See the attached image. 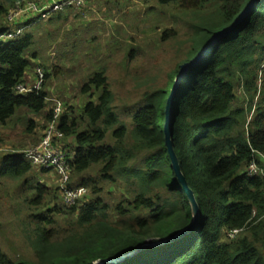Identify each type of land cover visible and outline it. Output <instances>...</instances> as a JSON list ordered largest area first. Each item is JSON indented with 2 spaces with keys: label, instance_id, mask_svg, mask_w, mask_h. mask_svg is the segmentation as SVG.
Returning a JSON list of instances; mask_svg holds the SVG:
<instances>
[{
  "label": "trees",
  "instance_id": "obj_1",
  "mask_svg": "<svg viewBox=\"0 0 264 264\" xmlns=\"http://www.w3.org/2000/svg\"><path fill=\"white\" fill-rule=\"evenodd\" d=\"M144 1L171 6L172 19L185 22L182 61L163 88L147 93L130 112L128 124L115 112L104 70L90 76L80 91H94L95 101L83 107L78 119L68 121L64 112L58 130L75 138L70 187L76 181L94 199L63 205L65 211L49 208L57 199L50 189L25 181L33 194L24 200L34 227L33 258L13 261L0 248V264L104 263L142 246L151 247L121 264H264V173L247 172L253 162L260 170L264 166V74L260 89L257 86L264 62V0L187 73L173 99L170 141L199 219L188 236L167 244L195 219L165 144L169 94L180 68L236 23L252 0ZM6 13L0 3V18ZM57 15L54 20L62 18ZM175 37V30L167 29L161 41ZM32 47V33L0 43V126H7L19 110L35 118L45 110L43 90L15 94L16 86L25 83L30 68L26 54ZM48 77L45 73V81ZM239 89L246 97L241 106ZM45 120H51L50 111ZM34 129L35 123L27 121V132ZM32 167L20 153L0 157V178L21 182ZM111 190L117 194L109 201L98 198ZM55 216L64 218L62 225ZM231 231L240 232L227 239Z\"/></svg>",
  "mask_w": 264,
  "mask_h": 264
},
{
  "label": "rangeland",
  "instance_id": "obj_2",
  "mask_svg": "<svg viewBox=\"0 0 264 264\" xmlns=\"http://www.w3.org/2000/svg\"><path fill=\"white\" fill-rule=\"evenodd\" d=\"M0 3L7 12L15 4L7 0H0ZM152 8L153 12H148ZM172 12L171 6L158 7L153 1L85 0L82 8L61 12L62 18L51 23H35L22 34L32 33L33 47L26 58H31V53L36 58L25 83H33L36 67L46 69L49 77L43 91L48 93L49 99L61 101L63 112L78 119L84 105L96 99L94 91L85 95L81 94V88L95 71L104 70L114 94L115 112L128 124L130 112L142 103L147 93L163 88L169 74L182 61L188 30L184 21L172 19ZM5 15L0 18V33L5 27ZM167 29H174L177 37L161 41ZM236 95L239 105H243L246 97L241 89ZM50 106L46 102L44 119ZM29 120L36 126L31 132L26 130ZM42 126L46 124L41 116L35 118L26 110H19L15 118L1 128L0 157L21 154L25 148L37 143ZM47 171L32 167L31 173L17 183L0 178V248L13 261L33 258L34 227L27 218L30 214L25 213L24 203L25 198H31L33 194L28 193L27 183L46 185L57 197L49 208L57 206L61 211L66 210L56 190L57 178L52 171ZM263 173L264 166L259 169V174ZM76 183L74 181V188L81 187ZM85 189L87 195L81 201L94 199ZM109 193L98 198L109 201L117 194L112 190ZM55 218L63 224L64 218Z\"/></svg>",
  "mask_w": 264,
  "mask_h": 264
},
{
  "label": "built area",
  "instance_id": "obj_3",
  "mask_svg": "<svg viewBox=\"0 0 264 264\" xmlns=\"http://www.w3.org/2000/svg\"><path fill=\"white\" fill-rule=\"evenodd\" d=\"M85 0H19L10 12L5 15V28L0 33V43L17 39L22 34L34 26L35 23L48 21L56 13H61L66 9H80L84 6ZM23 19L25 20L22 23ZM264 74V62L260 67L258 78V89L262 85V76ZM45 83V71L41 67L34 69L33 83L19 84L15 88V94L26 96L33 92L41 91ZM45 102L51 104V120L43 129L41 138L37 143L25 148L21 155L30 162L32 166L40 167L52 171L58 181L57 190L61 202L67 206H74L86 195L87 190L84 187H70L71 169L66 152L58 145V141L63 135L58 130L61 116L63 115V104L60 100L48 96ZM249 116L248 118H250ZM249 175H257L259 168L253 162L248 168ZM240 231H231L227 234V239L235 238Z\"/></svg>",
  "mask_w": 264,
  "mask_h": 264
},
{
  "label": "water",
  "instance_id": "obj_4",
  "mask_svg": "<svg viewBox=\"0 0 264 264\" xmlns=\"http://www.w3.org/2000/svg\"><path fill=\"white\" fill-rule=\"evenodd\" d=\"M261 0H252L249 4V6L247 7L246 11L244 12V14L241 16V18L234 23L233 25H231L229 28L223 30L222 32L216 34L214 36V38L208 43V45L206 46V48L192 61H190L189 63L183 65L180 68L179 74L176 77L174 86L172 87V90L169 94L168 100H167V104H166V109H165V126H164V136H165V144L168 148V152L171 156L172 159V163H173V168H174V172L175 175L184 191V193L187 195L190 203L192 204L193 208H194V213H195V219L193 224L186 230L182 231L178 236H176L173 239L167 240L164 243H170L176 239L188 236L197 226L198 224V219H199V208L197 205V202L194 198V195L192 194V192L189 190L187 184L184 181V178L182 176L181 170L179 168V165L175 159L173 150H172V145H171V141H170V129H171V116H172V103H173V99L175 98L179 85L182 81V79L187 75L188 72L196 69L199 65H201L204 57L208 54V52L210 51L211 47L217 42L219 41V39H221L223 36H225L228 32L233 31L235 28H237L240 23L243 21V19L247 16V14L250 12V10L252 9L253 5L255 3H258ZM159 244V245H163ZM151 246H142L140 248H138L137 250H135L134 252H132L131 254H129L128 256L122 257V258H116V259H111V260H107L104 263H89V264H121L124 261L131 259L132 257L136 256L137 254H139L140 252H142L143 250H145L146 248H149Z\"/></svg>",
  "mask_w": 264,
  "mask_h": 264
},
{
  "label": "crops",
  "instance_id": "obj_5",
  "mask_svg": "<svg viewBox=\"0 0 264 264\" xmlns=\"http://www.w3.org/2000/svg\"><path fill=\"white\" fill-rule=\"evenodd\" d=\"M95 1V0H94ZM59 14H62V13H59ZM56 16H58V15H54L53 17H51L52 18V20H54L55 19V17ZM51 20V21H52ZM25 22V20L23 19V21H22V23H24ZM48 23V22H47ZM35 26V25H34ZM33 26V27H34ZM27 60L29 61V63H30V68L28 69V71H26V73H25V80L24 81H26V78H28V76L30 75V71L29 70H31V68L33 67V63L36 61V58H27ZM32 82V81H31ZM46 89V88H45ZM43 90V89H42ZM41 90V91H42ZM44 93L47 95L48 93L44 90ZM88 103V102H87ZM86 103V104H87ZM85 104V105H86ZM84 105V106H85ZM46 108V107H45ZM83 109V108H82ZM81 109V110H82ZM50 111V110H49ZM44 112H45V110H44ZM44 112H43V114H44ZM82 112V111H81ZM18 113V112H17ZM67 113V112H66ZM42 114V115H43ZM41 115V119H43V121H44V123L46 124V120L43 118V116ZM67 115V117H68V121H70V120H72V118H71V116H70V114L69 113H67L66 114ZM46 121V122H45ZM5 126H0V133L1 132H3V130L1 129V128H4ZM42 128V130L44 129V126H42L41 127ZM37 129H38V127H37ZM41 132H43V131H41ZM58 145H59V147L61 148V149H63L65 152H66V155H67V157H68V159H69V161H72L73 160V157H74V148H75V138L74 137H62V139H60L59 141H58ZM262 158V157H261ZM263 159V163H264V158H262ZM33 167H35V166H33ZM36 168H39V169H42V168H40V167H36ZM42 170H45V171H47V169H42ZM49 172H50V170H48ZM47 171V172H48ZM54 174V173H53Z\"/></svg>",
  "mask_w": 264,
  "mask_h": 264
}]
</instances>
